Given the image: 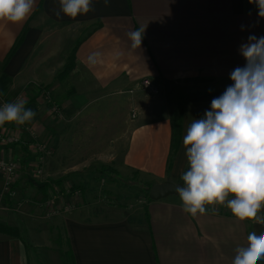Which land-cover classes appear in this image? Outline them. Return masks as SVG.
<instances>
[{
	"label": "crops",
	"instance_id": "1",
	"mask_svg": "<svg viewBox=\"0 0 264 264\" xmlns=\"http://www.w3.org/2000/svg\"><path fill=\"white\" fill-rule=\"evenodd\" d=\"M92 6L75 19L62 12L57 18L59 0H35L23 23L0 21L3 96L13 102L27 84L47 85L63 110L54 119L41 93L28 88L25 107L36 113L29 131L7 123L23 141L0 146V158L21 164L13 194L0 196V264H64L65 251L74 264H232L249 233L264 225L239 221L221 206L193 218L179 195L104 206L73 191L67 196L73 205L54 224L35 216L40 205L25 199L34 191L40 201L37 182L57 181L69 190L76 182L69 176H77L79 184L92 185L105 175L100 167L141 183L179 181L188 168L187 127L232 83L230 72L245 65L241 44L249 35L264 36V18L249 0H109L107 6L92 0ZM140 28L142 43L133 48L128 33ZM144 78L154 81L158 95L141 89ZM185 95L200 99L183 103L174 152L171 118ZM45 140L54 151L61 146L60 153L42 154V178L35 147ZM4 181L0 172V189ZM59 233L65 247L56 241Z\"/></svg>",
	"mask_w": 264,
	"mask_h": 264
},
{
	"label": "clouds",
	"instance_id": "2",
	"mask_svg": "<svg viewBox=\"0 0 264 264\" xmlns=\"http://www.w3.org/2000/svg\"><path fill=\"white\" fill-rule=\"evenodd\" d=\"M105 5L109 0H104ZM264 18V0H249ZM35 0H0V21L23 23L33 11ZM61 12L75 19L94 10L92 0H59ZM145 28L128 33L132 47H140ZM243 67L230 72L232 83L211 101L210 110L192 119L183 137L188 168L175 191L183 211L193 218L216 212L225 206L239 221L264 225V36L249 35L239 48ZM94 62V57H89ZM147 83V81H146ZM16 99L0 106V126L24 125L36 113ZM232 264H264V229L247 237V246L238 247Z\"/></svg>",
	"mask_w": 264,
	"mask_h": 264
},
{
	"label": "rangeland",
	"instance_id": "3",
	"mask_svg": "<svg viewBox=\"0 0 264 264\" xmlns=\"http://www.w3.org/2000/svg\"><path fill=\"white\" fill-rule=\"evenodd\" d=\"M28 88H32L34 91L37 89L40 93L42 92L43 89H46L48 94H49V97L52 100V102H54V103L58 104L60 107H62L58 103L59 100L53 97L52 89L47 85L45 86V85H38V84H33V85L27 84L24 91H20V93H19L20 99H23L25 101L28 100L27 99L28 98L27 92L29 93V91L27 90ZM59 94H60V92H59ZM147 94L151 95L149 93H147ZM41 96H42V93H41ZM40 99H42L43 102L46 101L43 96ZM46 103H48V102L46 101ZM53 118L56 120L59 119V118H55V117H53ZM133 118H135V117H133ZM36 138L40 139L39 136H36ZM43 143L46 144V150L44 153V157H45L48 153H51L52 151H54V149L53 150L50 149V146H49V143L47 142V140H45ZM57 145H58V147L57 148L55 147L54 152L60 153L61 144L58 143ZM35 152L37 155L36 159L41 157V158H43V161H44V157H42L43 153H41V151L38 150V146L35 147ZM5 160H7V159H5ZM8 161L17 162V160H8ZM17 163L19 164V169H18L17 175L15 177L14 186L18 180L19 172L21 169V164L19 162H17ZM43 163H39V161L37 160V165H36L38 168V171L43 170V172H44L42 175H38V176H42V178L45 177V165ZM107 168H111V167H107ZM92 178H93V176H92ZM54 180H56V179H54ZM103 180H105V182ZM5 181H6V176H5ZM5 181H4V184H5ZM73 181H76L75 185L72 188L70 187L69 190H64V188L62 189L61 183L60 184L59 183H57V184L52 183L53 188L41 190L40 193H42V195H41V198L39 199L40 201H36V196L33 195L34 191H32V194L29 196H28V193H26V195L24 194V196H27L25 198L26 200H31V203L34 201L35 203L40 205V210H37L36 212H34L35 216H37V217L45 216L47 219L50 220V222L52 221V223L56 224L55 222H57V220H58L57 216H59L61 209L63 210L64 207L66 208L67 206L73 205L69 202V198L67 197V196H72L73 194L71 192H73V191L79 192L77 195V197H79V198L83 197L82 195L85 193L84 191H86L88 194H90L91 199L96 201L97 205H104V206H108V205L131 206V205L137 203L140 199L145 200L146 194L148 193V192L146 193V188L138 180L137 176H133L132 178H123V180L121 181L117 177L111 176L108 174H105L104 176L99 175V177H97V179H94L95 182L92 181V185L89 184V186L82 184V182H80V184H79L77 181V176H69V182L72 183ZM37 183L42 184L41 182H37ZM80 188H81V190H80ZM37 189H38V187H37ZM12 194H13V192H12ZM12 194H7V195L2 194V196H8V195L11 196ZM12 202H14V201L11 199V201H9V205H11ZM258 214H261V213H258ZM56 230H58V229L54 225V231H56ZM57 236H58V238L56 241H58V243L60 245L65 247V245H66L65 235L59 233ZM56 241H54V242H56ZM65 249H67V247ZM67 252L68 251H65V253L63 254L66 262L70 260L69 256H66ZM64 264H66V263H64ZM69 264H71V263L69 262Z\"/></svg>",
	"mask_w": 264,
	"mask_h": 264
},
{
	"label": "built area",
	"instance_id": "4",
	"mask_svg": "<svg viewBox=\"0 0 264 264\" xmlns=\"http://www.w3.org/2000/svg\"><path fill=\"white\" fill-rule=\"evenodd\" d=\"M140 85H141L142 90H144L145 92L151 95H158L160 92L158 86L150 78L142 79ZM41 93L50 106V112L52 116L60 119L63 115L62 107L52 102L46 89H43ZM8 102H11V101H9L5 96H3L2 91L0 90V106ZM133 117H135V114H133ZM19 126L21 127L25 126V128L29 131V125L27 123L24 125H19ZM33 133L34 132H32V134ZM21 141L23 140L20 136L8 130L7 122L5 123V125L0 126V146L14 145V144L21 143ZM36 146H38V150L41 151V153L43 154L45 153V150H46L45 143H43L42 141H39L37 142ZM37 160L39 161V163H43V158L40 157V158H37ZM18 169H19V164L17 162L8 161V160H5L4 158H0V172L5 174L6 176L5 184L3 188L0 189V196L2 194H5V195L12 194L13 188H14L15 177L17 175ZM78 193L79 192L74 191L73 196H77Z\"/></svg>",
	"mask_w": 264,
	"mask_h": 264
},
{
	"label": "trees",
	"instance_id": "5",
	"mask_svg": "<svg viewBox=\"0 0 264 264\" xmlns=\"http://www.w3.org/2000/svg\"><path fill=\"white\" fill-rule=\"evenodd\" d=\"M17 45L18 44H16V47H17ZM69 66H71V63H70V65H68V69H69ZM188 99H200V96H198V95H185V96L180 97L179 100H178L177 107L174 110V113L172 114V118H171V122H172V150H174V152L178 149V146H179V143H180V140H181L183 103H184L185 100H188ZM100 171L102 173H105V174H108V175H111V176H115L118 179H120L121 181L123 180V177H121L119 175V173L113 168L100 167ZM179 181L182 182L181 179ZM52 182L53 183H58L57 181H52L51 180L50 183H52ZM50 183H48V182L47 183H43L41 185H38L37 187H38V189L40 191L44 190V189L46 190L48 188H51V184ZM152 184L153 183H149V182L142 183V185L146 188V193L147 192L149 193V190H150ZM148 193L146 194V198L147 199H149ZM221 208L223 209V208H226V207L225 206H221ZM260 213L262 215H264V208L261 209ZM69 262H71V264H74L73 260H69V261H67L65 263L69 264Z\"/></svg>",
	"mask_w": 264,
	"mask_h": 264
},
{
	"label": "water",
	"instance_id": "6",
	"mask_svg": "<svg viewBox=\"0 0 264 264\" xmlns=\"http://www.w3.org/2000/svg\"><path fill=\"white\" fill-rule=\"evenodd\" d=\"M175 184H182V182L168 178L163 182L153 183L148 193L149 199L160 200L171 195H178L174 188Z\"/></svg>",
	"mask_w": 264,
	"mask_h": 264
}]
</instances>
